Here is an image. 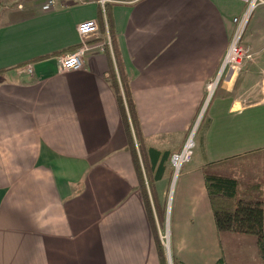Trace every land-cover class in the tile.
Here are the masks:
<instances>
[{
  "label": "crops",
  "instance_id": "1",
  "mask_svg": "<svg viewBox=\"0 0 264 264\" xmlns=\"http://www.w3.org/2000/svg\"><path fill=\"white\" fill-rule=\"evenodd\" d=\"M45 2H0V264H160L106 79L112 63L117 69L110 27L150 167L149 148L172 155L203 111L244 2L123 0L103 9L56 0L43 11ZM90 19L99 32L88 41L104 49L87 52L81 69L62 70L60 57L81 45L78 25ZM244 43L254 61L246 76L262 91L248 103L222 86L203 112L174 212L171 249L186 264H262L250 234L219 233L204 179L208 165L264 152V4Z\"/></svg>",
  "mask_w": 264,
  "mask_h": 264
},
{
  "label": "trees",
  "instance_id": "2",
  "mask_svg": "<svg viewBox=\"0 0 264 264\" xmlns=\"http://www.w3.org/2000/svg\"><path fill=\"white\" fill-rule=\"evenodd\" d=\"M110 33L117 69L114 63H112L106 79L114 90L121 109L129 139V149L142 189L148 218L156 237L157 235L155 233L157 230L154 211L151 206L150 196L145 187L142 165L143 159L142 162L140 159L142 157L147 162L143 155L144 145L140 133L139 121L129 79L121 62L115 32L112 26L110 27ZM4 71L2 70L0 73ZM134 136L137 142L134 141ZM137 143L141 157L136 149ZM149 154L151 163L150 172L154 173V180H159L168 171L166 162L169 160L171 154L170 152H161L153 148H149ZM214 166L208 165L206 167L204 170V179L214 213L215 224L219 233L239 231L254 234L256 236L258 254L262 264H264V172L259 179L246 182L240 176L232 175ZM156 247L160 264H168L164 247L158 237H156ZM173 264L186 263L177 257H173ZM212 264L227 263L224 258H219Z\"/></svg>",
  "mask_w": 264,
  "mask_h": 264
},
{
  "label": "rangeland",
  "instance_id": "3",
  "mask_svg": "<svg viewBox=\"0 0 264 264\" xmlns=\"http://www.w3.org/2000/svg\"><path fill=\"white\" fill-rule=\"evenodd\" d=\"M1 1L3 0H0V2ZM253 63L254 61L250 59L248 62L245 63L243 67H241L238 73L235 74L233 77L228 76L222 79V81H220V83L214 88L213 94L215 93L216 89L225 86L228 87L229 89H235V92L238 95H242L244 98L246 97L248 103L253 102L255 98L258 97L257 94H259V91H262V89H255L254 80L252 77L246 76L248 67ZM231 78L232 80L230 82L229 80ZM201 121L202 120L198 121L197 119L191 128V131L193 129H196V135H195L196 147L194 149V154L192 159L196 156V153L198 152L199 139L201 137V131L203 129L202 127L205 126V125L203 126L205 120L203 122ZM195 125H197L196 128ZM184 144L185 141L182 144V146ZM180 149L176 151H179ZM140 159L141 162L143 159L142 165H143V175L145 177V184H146L145 187L150 196L151 206L153 207V211H154L156 230H157L155 234L157 235L156 237H158L161 240V243L164 247L167 263L173 264V257L175 256H173L171 247L173 248L174 246V234L176 233V225L174 223L175 222L174 212L176 211L178 205V196H177L179 191L178 182L179 179L181 178L183 171H185L186 166L192 161V159L190 162L184 164V166L181 169V173L179 174L175 182L173 180L175 171L174 168L172 167L171 162L170 164H168V171L166 175L167 178H165L161 182H157L154 181V175L152 174V172H150V167L148 163L145 161L144 158L141 157ZM146 163L148 166L146 165ZM214 165H215L214 167H216L217 169H220L225 172H229L232 175L240 176L246 182L254 181L259 179L263 175L264 152H261L259 154L248 155L240 159H234L226 163L214 164ZM140 190L142 191L141 186H140ZM172 218H173V222H172ZM250 237L251 240L253 239L256 240V236L254 234H250ZM236 245H237L236 247H238V245L240 244L236 243Z\"/></svg>",
  "mask_w": 264,
  "mask_h": 264
},
{
  "label": "built area",
  "instance_id": "4",
  "mask_svg": "<svg viewBox=\"0 0 264 264\" xmlns=\"http://www.w3.org/2000/svg\"><path fill=\"white\" fill-rule=\"evenodd\" d=\"M99 4L103 9L109 4L122 3L123 0H93ZM244 2L243 11L234 18V30L230 39L229 45L225 52V55L221 61L219 70L216 77L210 82L208 95L204 103L203 111L200 114L201 120L203 112L209 101L211 100L214 92V88L224 79L225 77H233L238 71L253 58V54L246 47L244 38L251 22V19L258 9L259 6L264 4V0H242ZM56 0H48L42 6L43 11H50L54 8ZM78 32L82 36L81 45L74 51L60 57V66L62 70H79L84 65V58L87 52L92 50H103L104 44L100 42H89V37L96 35L99 32V23L96 19L85 20L78 25ZM109 45H111V39H109ZM106 44V43H105ZM31 67H29L30 69ZM197 124V123H196ZM196 128V125H195ZM196 129L190 130L185 144L179 151L172 153L170 162L174 168V182L181 173V169L184 164L191 161L194 149L196 147Z\"/></svg>",
  "mask_w": 264,
  "mask_h": 264
},
{
  "label": "bare ground",
  "instance_id": "5",
  "mask_svg": "<svg viewBox=\"0 0 264 264\" xmlns=\"http://www.w3.org/2000/svg\"><path fill=\"white\" fill-rule=\"evenodd\" d=\"M196 127H197V125H196Z\"/></svg>",
  "mask_w": 264,
  "mask_h": 264
}]
</instances>
